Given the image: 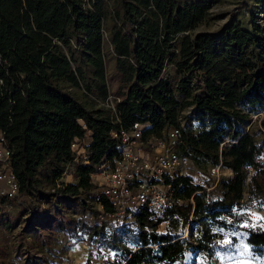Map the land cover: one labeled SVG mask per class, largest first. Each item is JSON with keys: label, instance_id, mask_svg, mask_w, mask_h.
Returning <instances> with one entry per match:
<instances>
[{"label": "trees", "instance_id": "trees-1", "mask_svg": "<svg viewBox=\"0 0 264 264\" xmlns=\"http://www.w3.org/2000/svg\"><path fill=\"white\" fill-rule=\"evenodd\" d=\"M257 1L251 29L228 21L212 33L193 31L209 18L210 0H0V132L23 206L53 210L44 224L30 217L23 232L32 242L43 247L56 231L104 233L115 251L105 264H173L187 249L211 254L220 236L211 225L241 227L233 207L243 194L264 202V0ZM187 106L196 128L181 123ZM134 121L142 139L177 127L178 153L199 167L220 161L230 173L208 190L174 177L162 212L143 208L105 235L104 222L80 214L91 175L118 152L111 130ZM84 134V157L73 160L69 143ZM14 199L0 195V207ZM67 205L73 214L64 216ZM188 218L189 237L177 236ZM243 229L248 244L264 247L263 228Z\"/></svg>", "mask_w": 264, "mask_h": 264}, {"label": "rangeland", "instance_id": "rangeland-1", "mask_svg": "<svg viewBox=\"0 0 264 264\" xmlns=\"http://www.w3.org/2000/svg\"><path fill=\"white\" fill-rule=\"evenodd\" d=\"M258 11L257 0H210L209 18L196 25L193 31L215 33L228 21H235L241 27L251 29L252 15L258 16ZM255 22L262 23L259 18ZM257 116L261 114L258 113ZM180 120L185 127L196 128L199 124L190 106L181 111ZM251 121L258 123L254 115ZM191 163L196 166L195 162ZM206 167L207 165L201 166L204 171ZM229 173L227 168H219L220 176ZM63 178L69 180L70 176L66 175ZM205 178L211 180L208 175H205ZM91 179L95 182L99 177L92 174ZM243 197L240 205L233 207L238 216L237 224L241 227L222 228L211 225V228L220 232L211 254H200L187 249L182 259L173 264H264V247H253L248 244L243 229L244 226L264 229V202L256 198H247L246 193ZM14 198L11 205L0 207V257L10 264H105L107 258L115 256V251L108 245L104 233L87 236L80 230L73 233L56 231L52 236H45L46 245L39 247L23 232L24 227L31 221L28 209L23 206L18 194ZM67 206L62 208L64 216L72 212L70 205ZM68 208L70 212L66 210ZM188 220L189 218L182 228L177 229V236L189 237ZM121 223L104 222L105 235H108L112 228L119 229ZM163 224L164 222L160 223L159 229H163ZM225 240L229 243H223Z\"/></svg>", "mask_w": 264, "mask_h": 264}, {"label": "built area", "instance_id": "built-area-1", "mask_svg": "<svg viewBox=\"0 0 264 264\" xmlns=\"http://www.w3.org/2000/svg\"><path fill=\"white\" fill-rule=\"evenodd\" d=\"M140 126L139 122L134 121L128 127L111 130V135L119 140V149L110 160L101 162L93 173L98 175L99 180L94 182L91 195L85 199L86 208L80 214L86 222L121 223L143 208L162 212L171 199L169 181L179 175L188 176L191 183L203 186L205 190L211 188L220 177V161L207 165L204 171L199 166L191 165L188 156L175 150L177 127H169L163 136L142 139ZM86 144V134L72 138L69 148L73 152V160L84 157ZM61 174L62 177L69 175L71 179L66 169ZM205 175L211 178L210 185H206ZM50 191L54 189L50 188ZM0 195L9 198L17 195V181L11 169L9 149L1 132ZM56 195V192L53 193L48 200L53 201ZM104 203L108 209H105ZM28 212L37 224L50 220V211L42 202L28 209Z\"/></svg>", "mask_w": 264, "mask_h": 264}, {"label": "snow or ice", "instance_id": "snow-or-ice-1", "mask_svg": "<svg viewBox=\"0 0 264 264\" xmlns=\"http://www.w3.org/2000/svg\"><path fill=\"white\" fill-rule=\"evenodd\" d=\"M223 243H225V244H228V243H229V241L225 240Z\"/></svg>", "mask_w": 264, "mask_h": 264}]
</instances>
